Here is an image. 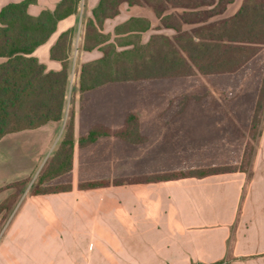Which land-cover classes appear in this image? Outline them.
Wrapping results in <instances>:
<instances>
[{
  "label": "crops",
  "instance_id": "0c3cea01",
  "mask_svg": "<svg viewBox=\"0 0 264 264\" xmlns=\"http://www.w3.org/2000/svg\"><path fill=\"white\" fill-rule=\"evenodd\" d=\"M21 1L0 0V10ZM60 1L36 0L28 11L38 16L43 10H53ZM99 2L82 0L79 13L60 21L50 39L36 49L34 56L48 70L62 69L61 62L50 55L59 36L76 27L75 48L77 37L83 40L79 28L84 20L93 18L92 11ZM242 3L243 0H233L225 12L233 16ZM132 17L152 20L151 12L144 7L123 3L117 16L105 20L104 32L113 34L116 26ZM77 54L81 64L103 57L98 48L85 51L80 45ZM77 63L72 54L74 69ZM82 123L75 119L72 175L80 157ZM60 125L52 121L37 129L9 134L0 140V148H8L13 157L20 155L30 165L56 142L62 127L64 133L66 120L61 129ZM22 133L36 138L35 152L25 154L17 143L7 141ZM23 168H17L19 173ZM71 184V190L38 195L22 206L23 234L6 240L8 248L5 254L0 253L3 262L264 264V127L248 171L91 189H81L73 178Z\"/></svg>",
  "mask_w": 264,
  "mask_h": 264
},
{
  "label": "rangeland",
  "instance_id": "374dc122",
  "mask_svg": "<svg viewBox=\"0 0 264 264\" xmlns=\"http://www.w3.org/2000/svg\"><path fill=\"white\" fill-rule=\"evenodd\" d=\"M220 1L209 0L211 5L190 8L169 6L162 16L192 13L196 14L193 16L196 22L200 17L205 19V22L183 25V31L192 33L205 25L231 17L225 11L210 17L209 13ZM136 6L151 12L152 20L132 17L147 19L150 29L117 35L115 29L113 34L104 32V24L101 28L97 26L101 34L110 36L106 44H113L116 50L122 52L132 48L118 44V40H126V36H131L130 40L135 42L138 39L132 36H140L141 44H147L153 36H166L172 41L175 39L177 32L164 27L152 7L146 4ZM85 24L86 20L78 30L80 37L81 34L83 36ZM77 41L73 53L74 64L78 60L77 68H71L64 119L59 129L65 120L67 125L73 118L75 126V119L83 120V136L92 128L108 134L99 136L92 144H79L80 157L73 175L71 172L60 176L41 189L72 186V178L79 186L96 181H111L113 184L115 181L167 177L177 173L250 167L260 131L264 127V103L260 104L261 109H257L264 79V45L258 47L260 51L257 56L233 73L205 75L195 68L191 77L114 83L81 92L78 82L83 64L77 57V50L79 45L82 46V41L79 37ZM129 115H135L140 125V133L134 126L129 128L130 137L140 142L138 144L125 142L116 136L126 129ZM65 129L64 126V133ZM61 131H58L56 142L47 152L43 151L41 158L30 165L20 155L13 157L8 148H0L1 255L8 248V238L23 234L22 206L38 196L32 192L54 158V152L63 138ZM24 134L30 133L10 136L7 141L17 143L25 154L35 152L33 142L36 138L31 135L28 138ZM28 142H31L30 147ZM20 167L24 168L19 173L17 168ZM6 261L0 258V264H6Z\"/></svg>",
  "mask_w": 264,
  "mask_h": 264
},
{
  "label": "trees",
  "instance_id": "16d2710c",
  "mask_svg": "<svg viewBox=\"0 0 264 264\" xmlns=\"http://www.w3.org/2000/svg\"><path fill=\"white\" fill-rule=\"evenodd\" d=\"M209 0H100L92 11L93 18L86 20L82 49H101L103 57L82 65L79 74L81 92L93 91L108 84L147 81L163 78L191 77L195 68L205 75L233 73L259 54L264 45V0H244L236 14L226 20L203 26L191 32L183 31L184 24L205 22L193 19L196 14L162 16L169 6L200 7L211 5ZM233 0H221L210 17L220 15ZM36 0H23L5 5L0 10V140L5 136L24 130L37 129L49 122L64 119L66 95L72 67V54L76 27L64 31L50 50L51 59L62 64L60 71L48 70L34 52L45 44L56 32L58 23L77 15L82 0H61L53 9L43 10L38 16L29 13L30 5ZM122 3L131 6L146 4L153 8L164 27L177 32L172 41L166 36H153L147 44H141L140 36L131 41L118 40L120 46L131 49L118 51L113 44H106L110 36H104L97 28L104 21L119 14ZM208 3V4H207ZM150 29L147 19L131 18L117 26V35L145 32ZM263 88L260 89L258 107L264 103ZM262 108V105L260 109ZM258 111V110H257ZM258 113V112H257ZM135 115H129L124 132L117 133L125 142H140L130 137L129 128L140 125ZM92 128L79 144H92L99 136L107 135ZM75 125L73 118L66 125L65 133L55 150L53 160L41 174L33 195L64 192L69 185L60 189H41L46 183L69 174L73 169L75 148ZM247 169H210L196 173H177L167 177L138 178L122 181L88 182L80 184L81 189L109 185L135 184L204 177L213 174L248 171Z\"/></svg>",
  "mask_w": 264,
  "mask_h": 264
}]
</instances>
